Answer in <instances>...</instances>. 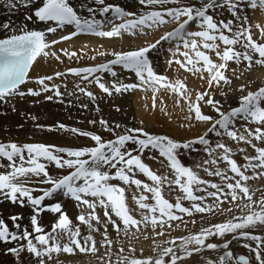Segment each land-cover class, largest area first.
I'll use <instances>...</instances> for the list:
<instances>
[{
    "label": "snow or ice",
    "instance_id": "1",
    "mask_svg": "<svg viewBox=\"0 0 264 264\" xmlns=\"http://www.w3.org/2000/svg\"><path fill=\"white\" fill-rule=\"evenodd\" d=\"M6 2L9 9H15L17 3L30 7L37 0ZM137 3L141 6L138 13L106 3V0H91L94 6H89L85 0L79 8L71 0H42L33 15L38 22L47 26L45 29H29L26 24L19 27H13L10 23L0 25L7 33L0 37V102L7 104L14 97H40L45 93H52L45 96L46 100L62 98L60 89L62 86L66 88L67 84L61 85L54 81L72 75L79 78L75 90L92 101L97 97L89 88L95 85L109 97L141 91L147 98L150 92L151 107L155 109L161 90L169 91L177 95L178 107L181 102L187 106V127L192 126L193 120L210 126L198 137L177 141L167 135L150 133L144 127L132 128L118 123L112 126L101 118L98 123L112 134L113 139L105 140L94 132L69 128L62 123L55 129L49 128L90 138L94 146L61 147L45 143L0 142V200L21 207L28 206L32 212L31 230L19 222L22 216L10 217L12 228L0 218V243L13 245L5 249L6 254L19 259L26 252L34 258L35 264H49L53 260L61 264V254L75 255L78 252L97 256L101 248L105 251L102 256H97L100 264H183L194 255L221 250L222 254L216 259L202 257L205 264H251L248 257H235L229 249L233 240L242 239L254 242L255 247L252 243H245L243 247L254 253L257 264H264V235L254 234L258 229L264 230V188L254 189L248 183L264 179V147L253 143L254 140L264 142V86L245 93L247 86L241 85L238 91L245 94L239 97L238 106L227 111L223 110V105L215 99L212 91L213 88L231 84V79L226 75L229 62H246L247 69H251L254 64L264 66V24H253L244 13L245 7L264 10V0H199V6L184 3L183 0H137ZM225 8L233 19L217 21L209 14L210 10L214 12ZM85 12L87 15L83 14ZM26 19L32 20V15L26 16ZM192 24L198 30H190ZM167 25L174 27L164 32L154 43L126 51H96L95 55L89 57L92 61L98 56L111 57L103 62L69 67L65 72L56 71L52 75H29L38 58L51 57L63 63L58 53L69 60L87 56V45L79 51L66 48L55 50V45L76 36L88 34L112 39L122 38L124 34L147 35ZM68 27L72 31L55 37L54 34ZM254 28L261 39L255 38ZM50 34L53 35L52 39L48 38ZM161 41L172 43L169 48V66L174 63L186 72L199 74V78L207 82L204 91L193 95L182 80H171L154 70L149 54ZM117 68L134 73L137 82L120 80ZM232 71L235 73L236 70ZM105 73L113 79L105 81ZM30 82L38 87L22 88ZM70 95H75V92ZM221 95L227 96V93L221 92ZM87 106L83 105L85 108ZM203 106H211L217 115L213 117L205 114ZM116 110L120 111L119 108ZM238 121L244 123L237 127ZM89 123L96 124L97 121ZM209 134L221 139L213 146ZM225 137L250 145L256 155L245 154V163L239 164L233 158L232 148L222 142ZM197 145L203 146L202 150L209 159L196 165V169L203 168L208 176L219 177L221 183L203 179L199 171L181 161L182 154L201 151ZM239 151L244 153L246 149L241 147ZM145 152L158 153L159 157L164 158L172 178L157 174L145 162ZM147 158L155 160L157 156L149 155ZM221 163L226 167L221 168ZM50 167L66 174L53 175L49 171ZM140 174L151 183L137 178ZM133 187L136 192L131 198L136 207L130 208L126 189ZM165 187L180 193L175 196L174 203L165 197ZM34 192L41 194L34 195ZM257 192L262 193L258 198ZM57 194L77 202L81 209L77 216L79 224H73L61 203H45L46 200H53ZM209 198L211 203L208 202ZM150 199L153 202H149ZM184 201L190 202V206H185ZM225 203L230 207L225 209ZM98 208L103 209L104 219L98 214ZM46 212L57 214L50 231H46L40 222V216ZM225 212L232 215L222 222L209 224L185 236L155 242V236H165V229H173L174 222H179L175 225L177 228L180 224L186 228L184 218L192 217L194 213L223 215ZM79 225L87 226L86 235H82ZM109 225L130 240L139 239V234L150 228L154 239L153 255L144 257L143 249H140V255L137 256L134 245L125 254L122 243L118 252L113 253L114 242L108 234ZM94 233L101 236L99 247ZM229 235L232 239H225ZM144 238L148 237L145 235ZM214 239L222 243L212 242ZM113 255L116 256L115 262Z\"/></svg>",
    "mask_w": 264,
    "mask_h": 264
},
{
    "label": "bare ground",
    "instance_id": "2",
    "mask_svg": "<svg viewBox=\"0 0 264 264\" xmlns=\"http://www.w3.org/2000/svg\"><path fill=\"white\" fill-rule=\"evenodd\" d=\"M71 2L74 4V6L79 8L80 4L84 3L85 0H71ZM41 3L42 0H37V3L31 5L30 7H24L23 5L17 3V7L15 9H9L7 7L6 0H0V25H3L4 23H10L13 27H19L23 24H26L29 29H45L47 26L43 23L37 22V20L33 16L35 8L39 7ZM87 3L89 4V6H94L91 4V0H87ZM106 3H112L128 11L137 13L141 8V6L137 3V0H106ZM83 14L87 15L86 12ZM28 15H32V20L29 21L26 19V16ZM253 15L256 21H260L262 24H264V11H258ZM173 27L174 25H167L159 29L152 30L147 35L130 36L124 34L122 38L109 39L95 36L76 37L71 41L55 45V50L58 51L61 48H66L69 51H79L83 46L87 45V56H84L79 60H76L75 58L69 60L67 57L63 56L62 53H58L61 55L63 63H60L51 57L38 58L37 62L34 64L30 72V77L52 75L56 71L65 72L69 67L88 66L103 62L104 60L111 59V57L98 56L95 61H92L91 59H89V57L95 55L96 51H126L142 47L146 43H154L164 32L171 31ZM71 30V27H68L63 31H58L54 35L56 38H58L61 35L67 34ZM6 34L7 33H5L2 28H0V37H3ZM48 38L52 39L53 35L50 34ZM171 46L172 43L170 41H161L157 48L150 52L149 56L152 61L154 70L158 74L166 75L171 80L180 79L183 82L187 83L190 86L193 95H195L196 92L204 91L207 88V82L206 80H201L199 78V74L189 75L187 73H184V70L174 63L169 66L168 61L169 59H171L169 48ZM117 72L119 73L120 80L126 83L137 82L134 73L123 71L120 68H117ZM204 75L206 76L207 74L205 73ZM104 79L105 81H111L113 78L109 74L105 73ZM78 80V77L66 76L54 81V83L61 85L67 84L66 88L62 86L60 89L63 93L62 98L54 97L53 100H46L45 96L52 95V93H45L40 97H14L7 104L0 102V142H16L18 144L45 143L61 147L94 146V142L91 141L90 138L82 137L63 130H49V128L51 127L55 129L57 125L62 123L69 128H77L83 131L94 132L101 135L105 140L113 139L114 137L112 136V134L105 131L103 126L98 123L101 118L107 120L112 126L118 123L122 126L132 128L144 127L145 130L150 133L161 135L162 133H165L167 136H171L177 141H185L187 139H190L192 136H197L199 132L203 134L206 131L207 127L210 126L208 124L199 123L193 120L191 122L192 126L187 127L186 125H188L189 123V121L185 119V117L188 115L187 106L183 102H181L180 106L178 107L176 105V100L178 98L177 95L172 94L169 91L161 90V92L158 94L157 107L153 109L151 107L152 94L150 92L147 94V98H144L145 94L141 91L124 93L120 95L114 94L113 96L109 97L106 94H101L102 92L99 90V88L95 85H92L90 86L89 90L92 91L97 97L95 101H92L87 96L75 90V84L78 82ZM37 87V84L30 82L24 85L22 88L26 90L27 88ZM219 89L220 88L212 89V91L215 93V96L218 93ZM73 92H75V95H70V93ZM85 104L88 105L87 108L83 107V105ZM145 105H148V107L146 108ZM97 106L99 108V111H97ZM13 108L15 110H13ZM117 108H119L120 111H117ZM33 117H35L36 119H33ZM92 120L97 121V123H89V121ZM37 125H42L44 127L40 128L37 127ZM182 125L185 126L182 127ZM149 155L157 156L156 153L150 154L148 152H145V162H149L150 160H152L151 162L154 161L153 159L147 158ZM155 162H157V160L154 161V163ZM153 165L155 166V164H152V166ZM191 167L194 168V165H191ZM155 168L158 173H161V175L168 174L169 178H172V173L168 168L167 162L165 165V162L163 161V163H160V167L155 166ZM49 171L53 175L66 174L61 173V170H58L54 167H50ZM144 179L146 180L145 177ZM113 183L118 182L114 181ZM149 183L151 182L149 181ZM35 187L47 186L35 185ZM133 192H136V189L134 187L126 189L127 202L130 208H135L130 204V202H133L130 201V199H132L131 197ZM165 192L171 197L170 192ZM174 193L176 195L180 194L178 191ZM39 194L41 193L34 192V195ZM138 194L139 193L137 192V195ZM47 201V204H51L54 202L61 203L64 207L63 210L69 215V217L73 221V224H79L77 216L80 214L81 209L75 200L71 199L70 197H65L61 194H57L53 200ZM97 212L101 216V218L104 219L103 209L98 208ZM31 214V209L28 206L21 207L19 204H12L7 200H0V218H3L11 227L12 221L10 217L13 215H19L23 217V219L19 221L22 226L27 227L31 230ZM134 214L136 215L135 212H133V215ZM56 215L57 214L46 212L40 216L41 225L45 228L46 231H50L51 225L56 219ZM113 218L115 219V217ZM193 220L195 221V223H191V221ZM185 222L187 223L186 228L184 224H180V227L178 228L173 225V229H165V236H155V242L159 243L173 237L185 236L189 233L197 232L202 227L208 226L210 224L206 219L201 218L198 215L192 216L189 219H185ZM196 223L198 224L196 225ZM79 226L81 227L82 235H86L88 231L87 226ZM101 231H103L102 227ZM157 231H159V229H157ZM148 232H142L141 234H139V239L130 240V238L123 235V233L118 234L112 228V226L109 225L108 234L114 242L112 252L117 253L120 244L122 243L126 250L125 254H128V248L134 245L137 249V256L140 255V249H143L144 257L153 255V233ZM145 235L148 237L147 239L144 238ZM94 236L98 241L99 247L101 236L99 235V233H94ZM212 242L220 243L222 241L213 240ZM12 246L13 245L10 244H0V264H35L34 258L29 256V254H27L26 252L23 253L19 259L12 254H6L5 249ZM163 246L168 245L164 244ZM104 251L105 249L101 248L97 256H102L104 254ZM222 252L223 250L218 253V256ZM204 254H206V256H209L212 255V252H204ZM97 256L84 255L78 252L75 255L61 254L59 256V262H61V264H100ZM196 257H198V255H194L192 259H196ZM209 257L212 259L217 258H213L212 256ZM235 257H237L236 253ZM112 259L113 262H115L116 256L113 255ZM190 260L191 258L184 261L183 264H189ZM193 261H195L193 264H205V261H202V263L201 259H196ZM49 264H57V261H50Z\"/></svg>",
    "mask_w": 264,
    "mask_h": 264
},
{
    "label": "rangeland",
    "instance_id": "3",
    "mask_svg": "<svg viewBox=\"0 0 264 264\" xmlns=\"http://www.w3.org/2000/svg\"><path fill=\"white\" fill-rule=\"evenodd\" d=\"M183 2L184 3H194V4H197V6H199V0H183ZM258 11H264V10H252V9H250L248 7H245L244 8V13L248 15L250 21L253 24H255V23H261L260 21H256L255 18L253 17L254 16L253 14L256 13V12H258ZM209 14H212L217 21H219V20L227 21L229 19H233V17L231 16L230 12L226 8L225 9H217L214 12L210 10V13ZM189 27H190V30H198L195 24H192ZM253 31H254V34H255V38L261 39L259 37L258 31L255 30V28L253 29ZM213 58L216 59L215 56H214V54H213ZM232 69H235L236 70L235 73H233ZM184 73H187V74L191 75V73L186 72V71H184ZM226 75L231 79V84L230 85H222V87H220L218 93L215 96V99L216 100H219L221 102V104L223 105V110H225V111L229 110L232 107L238 106L239 97L241 95L245 94L248 90L255 91L259 87L264 86V66H259V65H255L254 64L251 69H247L246 62H242L240 64H236L234 62H229V69L226 72ZM237 77H239V78H237ZM186 85H187L188 89L191 90L190 89V86L187 83H186ZM241 85H246L247 86L245 88V93H241L240 91H238V89H239V87ZM221 92H226L227 93V96L221 95ZM101 94H104V93H101ZM202 111L205 114L211 115L213 117H215L217 115L212 110L211 106H203L202 107ZM243 123H244L243 121H238L237 122V127H240V125L243 124ZM250 126L253 127V128L255 127V125H250ZM201 134L202 133L199 132V134L197 136H192L190 139H192L194 137H198ZM162 135H166V134L165 133H162ZM209 135H210V139L213 141V146H214V144H215L216 141H218V140L221 139V138L216 137L214 134H209ZM169 137H171V136H169ZM187 140H189V139H187ZM222 142H224L225 144H227L229 147L232 148V151H233V154H234L233 155V158L236 159L237 162L239 164H241V165H243L245 163V161L243 159V157H244L245 154H247L249 156L256 155L255 150L250 145H246V144H243V143L234 142L230 138H227V137L223 138ZM253 143L256 144L257 146L264 147V142L255 141L254 140ZM197 147L200 148L201 151H199V152H191V153H187V154H182L180 156L181 161L186 166L194 165V170L199 171V174H200V176L203 179L209 180V181H212V182H215V183H221V180H220L219 177H216V176H208L207 173H205L203 171V168L196 169V165L202 164L204 160L209 159V157L207 156V154L204 153L203 150H202V147L203 146L197 145ZM241 147L245 148L246 149V152H244V153L240 152L239 149ZM156 154H157V156H159L158 153H156ZM156 160H157V162L154 163V161H156ZM151 161L152 160H150L149 162H146V163H150ZM154 161L151 162L148 165L149 166L151 165L150 167L155 172H157V174L161 175V173H158V171L156 170L155 166H157V167L159 166L160 167V163H163V161L165 162V165H166V161L162 157H157V159H155ZM156 163L157 164L159 163V164L157 165ZM152 164H155V166L154 165L152 166ZM208 167H214V166L209 165ZM220 167L221 168H224V167H226V165L224 163H221L220 164ZM229 175H231V173H229ZM139 176L137 178H139V179L141 178V180H143L145 182L147 181V179L146 180L144 179V176H142V174L139 175ZM147 182H149V181H147ZM248 183L254 189L255 188H264V179L253 180V181H249ZM209 190L212 191V189H209ZM165 191L170 192L171 197L169 195H167ZM197 194L198 195H202L203 193H197ZM164 195H165V197L167 199H169L173 203L175 202V196H176V194L173 191H169V189L167 187L164 188ZM260 195H262L261 192H257L256 193V197L257 198ZM149 196H150V194H149ZM130 201H133V200L130 199ZM150 201H151V199L149 200V202ZM208 202L209 203L212 202L211 201V198H209ZM132 203L130 202L131 206L132 207H136L135 203L134 202H132ZM184 204H185V206H190V202H188V201H184ZM223 207L225 209H227V208L230 207V205L227 204V203H225L223 205ZM195 215H198L199 217L206 219L210 224H213V223H219V222L224 221L226 218H229L232 215V213L225 212L223 215H220L219 213H217V214H196L195 213L193 216H195ZM189 218H191V217H185L184 219H189ZM176 223H179V222H174L173 225H176ZM197 224L198 223H196V225ZM143 232L151 233L152 230L149 228V229L144 230ZM254 234L264 235V230L258 229ZM225 239H232V237H231V235H229V236H226ZM214 240H217V239H214ZM217 241H219V240H217ZM220 243H222V242H220ZM245 243H252L253 247H255L254 242L244 241V240L241 239V240H233V242L230 244L229 248L233 250L234 256H235V253L237 255L238 254L247 255V256L250 257L252 264H257V262L254 259V253L251 252L248 248L243 247V245ZM218 253H220V252H212V255H209V256H212L213 258H215V257L218 256ZM201 254H199L198 257H196V259H199V260L201 259V262L202 261L204 262L205 260L202 259V256H203V258H206V257L208 258L209 256L208 255L206 256V254H204V253H201ZM196 259H194V258L192 259L191 258L189 264H193L195 262L193 260H196Z\"/></svg>",
    "mask_w": 264,
    "mask_h": 264
}]
</instances>
